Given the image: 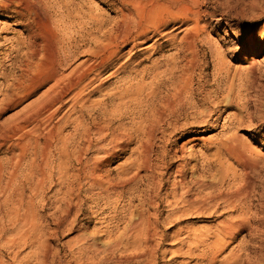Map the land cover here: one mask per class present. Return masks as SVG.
Returning <instances> with one entry per match:
<instances>
[{
    "label": "bare ground",
    "instance_id": "obj_1",
    "mask_svg": "<svg viewBox=\"0 0 264 264\" xmlns=\"http://www.w3.org/2000/svg\"><path fill=\"white\" fill-rule=\"evenodd\" d=\"M97 1L106 5L110 0ZM116 2V17L109 20L96 6L86 7L85 0H0V16L13 19L23 28L22 35L0 44V53L6 50L11 67L7 73L0 68V111L45 88L15 119L0 126V150L12 139L17 140L6 149L10 155L7 160L0 159V249L6 246L16 250L29 241L40 253L36 264H48L51 256L38 213L44 206L60 213L49 238L72 230L76 218L72 210L88 202L102 208L101 212L113 208L115 229L120 222L125 225L117 237H112V246L125 242L141 247L158 235L160 224L179 223L196 211L244 210L247 199L251 200L247 185L213 194V189L225 186L227 172L223 166L218 169L216 184L193 176L188 182L186 172L193 174L197 165L188 170L187 160L196 157L188 153L177 158L170 152L180 138L192 134L186 142L190 144L199 140L193 133L202 135L215 129L224 106L246 112L254 121L243 125L242 132L264 129V115L247 112L250 103L256 107V99L250 103L245 99L255 81L258 61L244 58L247 65L240 70L224 64L228 53L234 59L242 48L264 50V27L255 40L251 27L239 40L234 37L238 40L234 47L211 51L217 84L209 90L207 63L200 51L202 44L212 45L201 37L210 30V25L200 26L209 14L202 10L199 0ZM252 2V10L264 5V0ZM257 15L253 22L264 18V13ZM209 16L210 23L218 26L220 19ZM190 22L193 25L184 30L173 52L167 54L164 44L171 43L172 47L176 42L171 27ZM150 41L152 45L139 48ZM239 71L245 79L235 85ZM111 79L117 81L105 87ZM236 118L231 122L234 131L220 140L204 141L205 159L219 162L224 154L243 162L242 150L250 146L237 132L236 125L242 122ZM127 152L128 159L112 178L107 168ZM173 166L171 188L162 193L167 183L164 177L171 175L168 171ZM244 167L249 169V163ZM237 183L232 179L228 189ZM190 185L207 191V195L193 197ZM125 198V205L119 208ZM162 202L171 211L161 220L157 210ZM248 221L246 214L233 216L220 221L212 232L188 240L212 250L214 260ZM112 234L109 231L105 236L110 239ZM76 241L79 255L86 254L91 260L103 252L94 234L81 233ZM240 249L229 252L235 261H242ZM14 255L16 258L17 252Z\"/></svg>",
    "mask_w": 264,
    "mask_h": 264
},
{
    "label": "rangeland",
    "instance_id": "obj_2",
    "mask_svg": "<svg viewBox=\"0 0 264 264\" xmlns=\"http://www.w3.org/2000/svg\"><path fill=\"white\" fill-rule=\"evenodd\" d=\"M252 1L254 0H199L201 8L203 11H205V13L214 15L220 19L218 26L210 23L209 15L205 16L202 21H200V26L210 25V30H208V32L201 37L204 40L209 39L212 45L208 46V44L204 43L200 48L201 55L204 57V61L207 63L205 72L207 77L206 79L210 85L208 87L210 88L209 90H213L217 84L214 82L213 77L214 63L211 58V51L215 50L216 47H219L221 50H229L230 47H234L236 45L235 43L239 40L240 35L249 31L251 27L255 30V40L257 39L258 34H260L262 31V27H264V18H260L258 21L253 22V16L255 18L258 16L257 14L264 13V8H262L264 5H262V7L260 6L261 9L258 6L259 8L256 7L255 10H252ZM85 4L88 8L96 6L98 13L104 18L113 20L116 17V0H110L108 3H106V5H99L97 0H85ZM192 25L193 23L190 22L189 24H186L182 27L178 24H175L171 27L173 30L171 35L176 36V42L172 47H170L171 43L164 44L167 54L173 52V47L184 36V30L190 28ZM22 33L23 28L19 26L17 22H15L13 19H9L7 16H0V44L5 40L13 39L19 35H22ZM234 37H237L238 40ZM246 41L249 42L250 37H248ZM152 43L153 41H150L145 46H140L139 48L142 49L148 47L152 45ZM7 47L8 45L5 46V49ZM128 49L129 48L124 49L122 53L126 52ZM145 52L146 50L140 51V53ZM4 53H7L6 50L2 52V54L0 53V68L2 71L7 73L11 71V67ZM228 55V57L226 56L224 58V64L237 70L246 68L247 64L243 62L244 58L247 60L255 58L258 61L259 67L255 71V81L253 85L250 86V88L248 87L249 91L245 99H247L249 103L253 99H256V107L251 106L252 103H250L247 109L249 114L254 116V112L259 111L260 115H264V50L256 49L251 52L245 51V48H242L234 59L231 57L233 56L231 53H228ZM124 61L125 58L122 59L120 63ZM239 72L240 73L237 74L234 82L235 85L238 84V81L242 83V80L245 79V74L241 73V71ZM240 74L242 75L240 76ZM106 75L107 74L102 76L101 79H104ZM116 81V79L109 80L105 87L112 85ZM44 89L45 88L23 99L22 102L15 107L1 110L0 126L6 125L15 119V117L21 113L22 110L32 104L39 97ZM221 112V116L218 118L215 129L205 132L202 135H197L198 132L193 133V135H196L199 140L190 144H186V142L192 134L180 138L174 143L170 155L177 158H185L188 153H191L194 155V157H196V160H187V163H189L187 167L188 170L194 164L197 165V170L196 172L193 171V174L190 172V170L186 172L185 177L186 180L188 179V182L190 176H193L194 178L204 181L207 184H212V182H215L216 184L220 179L218 172L219 167L223 166L226 168V184L224 183L225 186H222L223 188L217 187L213 189V194H218L220 191L225 190L232 192L236 188L247 185V191L251 192L248 193L249 195L247 194V197H251V200L247 199L248 208L246 207L244 210L240 209L233 212L223 210L222 208L221 210L219 208V212L196 211L189 213L187 216L182 217L179 220V223L173 222L170 224H160V227H158L157 230L159 233L155 238L150 239L146 243H142L141 247H136L131 244L125 245V242L117 244L116 246H112L111 243L114 236L117 237L119 233L122 232L125 225L120 222L119 226L117 225V229H115L114 226H116V223L111 219L115 214L113 208H108L101 212L102 208L97 209L88 202L78 205L72 210V217H74V215L76 217L72 230L63 231L59 233L57 237L49 238L48 233L55 228L54 224L56 219L60 216V213L54 211L50 207L48 208V206H44L45 208H41L43 212L39 210L38 213L42 217V232L47 235L45 238H47L48 245L51 248V256L48 260V264H264V129L258 127L254 128V131L252 132H242V129L244 128L243 125L247 126V124L250 125L251 123H254L253 120L248 119L246 112H241L235 108L225 106L222 107ZM233 116L235 118L237 117L235 121L242 122V125H236V130L239 134H242L244 140L249 143L250 146L248 149L242 150L243 159H245L242 163H240L234 157L224 154L222 155L219 162H215L212 159H205L204 155H208V153L206 152L207 144H205L204 141L220 140L224 136L234 131V127L231 125V122L234 118ZM246 118L248 122H251L248 123ZM12 141L16 142L17 140L12 139ZM12 141L7 142L0 150V159L2 162H5L4 160H7V158L10 156L7 154L6 149L8 146H10ZM128 157L129 152L120 154L109 165L107 169L111 172L110 175L112 178H115L116 176L117 167L123 164L124 161L128 159ZM248 163L250 168L246 169L244 165H248ZM174 167L175 166H173L171 170L168 171L169 174L172 173ZM234 178L236 179V182H238L237 185H234L233 189L232 186L228 189V182ZM172 180V174L164 177V181L167 183L165 184L162 193L169 191ZM190 191V194L193 197L199 198L206 196L208 193L207 191L201 190L197 186L193 185H190ZM127 197L128 195L126 198ZM126 198L123 200V202H121L119 208L125 205ZM137 204L138 202L135 201L134 205ZM170 211L171 208H169L166 203L162 202L160 203L157 213L159 218L162 220L167 214L170 213ZM237 214L248 215L249 224L235 237L232 242L229 243L228 246H226L225 249L215 256L214 260H212L211 257L212 250H208L200 244H191L190 240H188L193 236L212 232L214 229H216L220 221L233 216H238ZM109 231L113 233V236H111L110 239L105 236L106 232ZM81 233H86L88 235L94 234L98 247L103 251L95 259L91 260L86 256V254L85 256L84 254L79 255L77 252L76 237ZM159 235L163 237L161 238ZM45 238L43 240H45ZM240 248L242 249L240 254L243 258L241 257L242 261L240 259L238 262L231 257V253L229 252L233 249H235V251H239ZM33 249L34 248L29 244V241H27L23 247L18 249L16 248V250L11 248L9 250L8 247L4 246L2 249H0V264H36L40 253L39 251H36L35 249L34 251ZM16 252L17 257L15 258L14 253Z\"/></svg>",
    "mask_w": 264,
    "mask_h": 264
}]
</instances>
